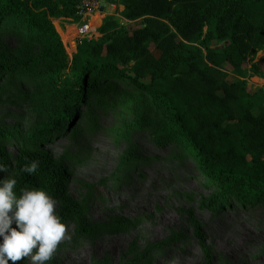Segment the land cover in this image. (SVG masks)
I'll return each instance as SVG.
<instances>
[{"label": "trees", "instance_id": "trees-1", "mask_svg": "<svg viewBox=\"0 0 264 264\" xmlns=\"http://www.w3.org/2000/svg\"><path fill=\"white\" fill-rule=\"evenodd\" d=\"M79 1L0 0V24L13 21L11 27L40 46L37 56L1 64V71L19 78L28 74L22 67L45 66L63 54L37 87L38 109L52 128L66 125L75 101L87 99L102 81L126 82L145 95L135 99L138 106L158 108L159 117L144 113L141 120L158 144H178L216 186L204 204L218 208L230 198L264 203V92L244 79L263 74L264 0H118L121 16L139 25L130 29L105 17L100 36L82 39L69 57L52 19L76 20ZM226 66L239 78L229 80ZM9 135L0 129V142ZM39 143L36 131L20 136L14 157L0 145V163L15 175L14 191L42 189L58 202L59 216L84 233L85 217L64 190V171ZM33 160L35 173L19 172Z\"/></svg>", "mask_w": 264, "mask_h": 264}, {"label": "rangeland", "instance_id": "rangeland-1", "mask_svg": "<svg viewBox=\"0 0 264 264\" xmlns=\"http://www.w3.org/2000/svg\"><path fill=\"white\" fill-rule=\"evenodd\" d=\"M52 22L70 57L67 21ZM13 24H0V65L40 53ZM123 25L131 29L139 20ZM62 56L45 66L22 67L28 74L19 78L0 69V129L10 134L1 147L14 157L19 137L36 131L38 148L62 168L64 190L85 217L84 233L60 217L65 237L49 264H264V203L241 205L230 198L218 208L204 204L216 186L188 152L173 142L158 144L141 123L144 113L155 118L160 112L137 105L135 99L145 97L138 88L102 81L87 99L75 101L66 125L52 128L48 114L38 109L37 87ZM5 176L0 172V179ZM55 211L59 215L58 202ZM16 264L30 262L22 258Z\"/></svg>", "mask_w": 264, "mask_h": 264}, {"label": "clouds", "instance_id": "clouds-1", "mask_svg": "<svg viewBox=\"0 0 264 264\" xmlns=\"http://www.w3.org/2000/svg\"><path fill=\"white\" fill-rule=\"evenodd\" d=\"M37 168L33 160L19 172L33 174ZM0 172L6 173L0 179V264H16L22 258L49 264L66 230L55 211L56 200L39 188H20L17 193V180L6 164L0 163Z\"/></svg>", "mask_w": 264, "mask_h": 264}, {"label": "built area", "instance_id": "built-area-1", "mask_svg": "<svg viewBox=\"0 0 264 264\" xmlns=\"http://www.w3.org/2000/svg\"><path fill=\"white\" fill-rule=\"evenodd\" d=\"M118 0H80L77 8V19L68 20L64 26V32L68 37L67 42L75 50V46L82 39H96L100 36L99 26L105 17H115L120 24L132 22L121 16V10L117 9ZM257 76V77H256ZM252 87H260L264 92V74L248 73L244 78Z\"/></svg>", "mask_w": 264, "mask_h": 264}, {"label": "crops", "instance_id": "crops-1", "mask_svg": "<svg viewBox=\"0 0 264 264\" xmlns=\"http://www.w3.org/2000/svg\"><path fill=\"white\" fill-rule=\"evenodd\" d=\"M117 9L122 11L123 6H122L121 4H118V5H117ZM262 73L264 74V71H262ZM229 75H232V76L234 77L233 79H235V78H239L238 76L233 75L232 73H228V76H229ZM256 77H257V76H256Z\"/></svg>", "mask_w": 264, "mask_h": 264}, {"label": "water", "instance_id": "water-1", "mask_svg": "<svg viewBox=\"0 0 264 264\" xmlns=\"http://www.w3.org/2000/svg\"><path fill=\"white\" fill-rule=\"evenodd\" d=\"M54 26H55V29H56L57 33L60 35V37H61V39H62V36H61V30H60L58 24H57V23H54Z\"/></svg>", "mask_w": 264, "mask_h": 264}, {"label": "bare ground", "instance_id": "bare-ground-1", "mask_svg": "<svg viewBox=\"0 0 264 264\" xmlns=\"http://www.w3.org/2000/svg\"><path fill=\"white\" fill-rule=\"evenodd\" d=\"M66 35V34H65ZM235 245H237V244H235ZM239 245V244H238Z\"/></svg>", "mask_w": 264, "mask_h": 264}]
</instances>
